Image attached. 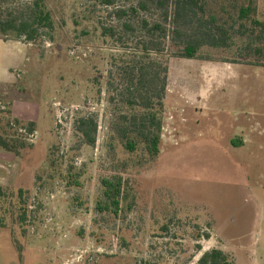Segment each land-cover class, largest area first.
I'll list each match as a JSON object with an SVG mask.
<instances>
[{
  "label": "rangeland",
  "instance_id": "1",
  "mask_svg": "<svg viewBox=\"0 0 264 264\" xmlns=\"http://www.w3.org/2000/svg\"><path fill=\"white\" fill-rule=\"evenodd\" d=\"M35 1L0 0V16ZM116 1L117 8L136 3ZM43 2L53 39L30 44L0 97L11 120L37 125L32 136L19 131L32 146L17 165L0 167V264H196L214 249L234 264H253L257 249L264 264V68L244 64L254 57L240 53L243 43L205 47L189 60L173 57L168 41L161 153L149 161L112 140L111 72L134 51V42L103 35L102 23L124 34L113 9L90 0ZM86 115L98 123L94 146L75 130ZM250 122L256 130L245 144ZM114 175L125 177L135 198L122 218L97 209L102 180Z\"/></svg>",
  "mask_w": 264,
  "mask_h": 264
},
{
  "label": "trees",
  "instance_id": "2",
  "mask_svg": "<svg viewBox=\"0 0 264 264\" xmlns=\"http://www.w3.org/2000/svg\"><path fill=\"white\" fill-rule=\"evenodd\" d=\"M90 1L113 9V17L121 22L123 35L102 23L104 36L118 39L122 44L134 42L131 59L123 57L119 64L115 63L117 72H111L113 79L109 83L110 102L116 107L110 124L112 140L127 153L137 154L142 150L149 161H156L161 153L162 114L170 72L162 56L168 41L176 49L173 57L195 60L200 59V51L205 47L228 50L240 40L243 43L240 53H245V58L254 57L244 64L264 68V21L258 16V0H136L128 7L118 8L116 0ZM54 31L53 16L43 0L35 1L25 12L11 13L7 19L0 16V33L5 38L12 34L16 40L37 44L47 37L52 40ZM10 114L0 109V149L19 157L32 146L19 131L32 136L37 125L11 120ZM14 128L12 134L9 130ZM75 130L83 144L95 145L98 123L94 116L78 118ZM72 180L71 183L80 186L79 177L72 176ZM102 187L97 204L101 214L122 218L132 211L135 198L125 177L104 178ZM4 189L0 186V198L6 196ZM164 230L168 232V228ZM201 237L209 239L210 235ZM197 250L201 252L202 246L198 245ZM196 264L234 263L225 251L214 249L205 252Z\"/></svg>",
  "mask_w": 264,
  "mask_h": 264
},
{
  "label": "crops",
  "instance_id": "3",
  "mask_svg": "<svg viewBox=\"0 0 264 264\" xmlns=\"http://www.w3.org/2000/svg\"><path fill=\"white\" fill-rule=\"evenodd\" d=\"M258 16L259 19L264 21V0H258ZM30 46V44L23 42V40L0 37V97H7V88L14 83L15 72L22 67L21 61ZM263 116L264 114L261 115V117ZM252 123L250 122L251 135L248 136L245 144L251 143L253 132L256 130V127ZM16 160L17 155L0 149V167H15L17 165ZM262 237L264 241V236ZM251 252H255V256L253 255L255 260L253 264H261L258 261L257 249L251 250Z\"/></svg>",
  "mask_w": 264,
  "mask_h": 264
}]
</instances>
